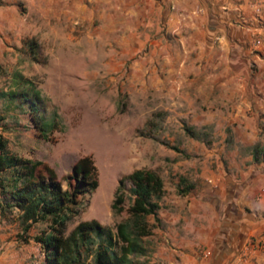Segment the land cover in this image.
<instances>
[{
  "label": "rangeland",
  "instance_id": "374dc122",
  "mask_svg": "<svg viewBox=\"0 0 264 264\" xmlns=\"http://www.w3.org/2000/svg\"><path fill=\"white\" fill-rule=\"evenodd\" d=\"M176 11L175 0H0V90L14 88V75L21 74L28 92H38L40 117L56 121L43 137L28 104L0 98V132L11 151L53 168L63 187L75 162L92 158L98 186L80 199L67 232L90 219L114 229L127 216L111 211L119 182L126 209L132 183L124 176L155 170L165 192L158 224L149 217L156 226L145 238V264L161 248L162 210L180 177L183 186L195 187L202 171L246 180L253 167L252 174L264 172V162H252L250 154L264 142V60L255 57L236 69L197 59L201 52L193 47L201 37L177 26ZM29 38L38 43V61L23 44ZM184 49L189 57L183 63ZM234 72L243 79H233ZM201 116L208 121L201 123ZM17 231L13 215L0 222V251L17 250ZM22 243L24 251H40L33 241Z\"/></svg>",
  "mask_w": 264,
  "mask_h": 264
},
{
  "label": "trees",
  "instance_id": "16d2710c",
  "mask_svg": "<svg viewBox=\"0 0 264 264\" xmlns=\"http://www.w3.org/2000/svg\"><path fill=\"white\" fill-rule=\"evenodd\" d=\"M23 44L30 58L38 61L36 40L25 39ZM13 82L14 88L0 90V98L9 103L17 101L21 106L28 104L35 128L46 137L56 129L55 118L40 117V97L36 91L28 92L27 79L15 73ZM4 121L5 115L0 113V127ZM186 130L190 131L188 127ZM250 154L252 162H264V142L252 145ZM123 179L132 183L131 201L125 209L126 195L120 181L111 211L119 215L125 210L127 216L114 229L90 219L79 221L67 232V223L80 211V199L98 186L92 158H79L66 175L67 186L63 187L53 168L11 151L7 138L0 132V222L13 215L18 224L17 240L37 244L43 264H145V238L156 226L149 217L158 224L160 200L165 192L163 179L155 170L146 168L135 169ZM184 182L185 178L180 177L176 188L182 196L194 188L193 184L183 186Z\"/></svg>",
  "mask_w": 264,
  "mask_h": 264
},
{
  "label": "crops",
  "instance_id": "0c3cea01",
  "mask_svg": "<svg viewBox=\"0 0 264 264\" xmlns=\"http://www.w3.org/2000/svg\"><path fill=\"white\" fill-rule=\"evenodd\" d=\"M175 2L177 26L201 37L193 47L201 52L197 59L231 64L236 69L255 57L264 60V0ZM256 40L260 41L258 45ZM255 48L259 50L254 55ZM188 57L184 49L180 62H186ZM230 76L243 79L240 72ZM261 78L264 81V74ZM260 95L264 101V89ZM260 108L264 113V104ZM213 113L211 109L208 116ZM202 117L201 123L208 121ZM248 172L250 178L246 180L219 169L209 174L202 171L201 184L186 195L176 193L166 201L161 248L150 264H264V253L260 252L264 246L257 242L264 236V188L263 192L260 189L264 172L252 174L254 167ZM18 241L17 250L0 251V264H42L40 251H24L23 243Z\"/></svg>",
  "mask_w": 264,
  "mask_h": 264
},
{
  "label": "built area",
  "instance_id": "2783aa9c",
  "mask_svg": "<svg viewBox=\"0 0 264 264\" xmlns=\"http://www.w3.org/2000/svg\"><path fill=\"white\" fill-rule=\"evenodd\" d=\"M259 43H260L259 40L255 41V44H259ZM257 242H258V244H261V245L264 246V236H261V237L257 238Z\"/></svg>",
  "mask_w": 264,
  "mask_h": 264
}]
</instances>
